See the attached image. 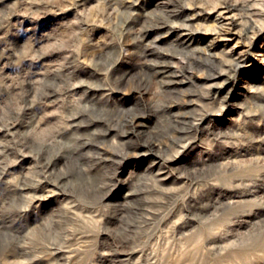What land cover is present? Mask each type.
<instances>
[{
	"label": "rangeland",
	"instance_id": "374dc122",
	"mask_svg": "<svg viewBox=\"0 0 264 264\" xmlns=\"http://www.w3.org/2000/svg\"><path fill=\"white\" fill-rule=\"evenodd\" d=\"M0 264H264V0H0Z\"/></svg>",
	"mask_w": 264,
	"mask_h": 264
},
{
	"label": "bare ground",
	"instance_id": "6f19581e",
	"mask_svg": "<svg viewBox=\"0 0 264 264\" xmlns=\"http://www.w3.org/2000/svg\"><path fill=\"white\" fill-rule=\"evenodd\" d=\"M239 22H237L234 18V16L229 15L225 13L224 10L219 11V16L217 17L216 27L213 29V34L215 35L216 39L222 41H230L237 39V42L234 44L233 47H238V44L243 43V48L238 51V54L235 59V67L238 68H244L246 69L248 67L247 59L249 54V49H245L244 46H247L248 42H250L248 45H253L254 41L259 37V35L262 32V28L257 24H252L247 30H246V37L249 39L248 42H244V37L241 33V30L237 29L236 26ZM176 30H179L180 36H193L195 34L196 30L191 28L189 26V23H181V24H175L174 25ZM154 71L153 74H159V73H165L169 70L170 64L168 61L165 60V58H159L154 63ZM223 74V72H221ZM213 76L216 75V73L212 74ZM172 83H176L177 81L175 79L170 80ZM143 117V115L140 112L133 113L130 118L127 120L126 126L127 129L126 133H135L137 131L138 126L140 125V120ZM175 123L177 124L182 123L180 125V132L182 134H187L189 131V126H187L188 120L184 121L182 118L177 117L174 119ZM141 144L144 146H147L149 149H152L156 146L159 147L158 139L152 136H149V139H146L144 141H141ZM160 148V147H159Z\"/></svg>",
	"mask_w": 264,
	"mask_h": 264
}]
</instances>
